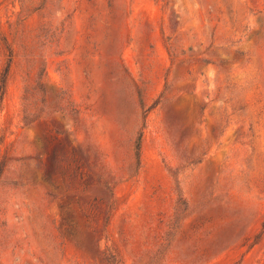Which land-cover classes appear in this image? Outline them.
I'll return each instance as SVG.
<instances>
[{
	"label": "rangeland",
	"instance_id": "obj_1",
	"mask_svg": "<svg viewBox=\"0 0 264 264\" xmlns=\"http://www.w3.org/2000/svg\"><path fill=\"white\" fill-rule=\"evenodd\" d=\"M5 69L0 264H264V0H0Z\"/></svg>",
	"mask_w": 264,
	"mask_h": 264
},
{
	"label": "trees",
	"instance_id": "obj_2",
	"mask_svg": "<svg viewBox=\"0 0 264 264\" xmlns=\"http://www.w3.org/2000/svg\"><path fill=\"white\" fill-rule=\"evenodd\" d=\"M7 74V69L4 70V72L1 74L0 77V102L3 97L4 91H5V75ZM140 139L136 141L135 144V150H136V157L139 156V149H140ZM110 257L112 258L111 262L114 264H121L120 258L118 257L117 254H111Z\"/></svg>",
	"mask_w": 264,
	"mask_h": 264
}]
</instances>
